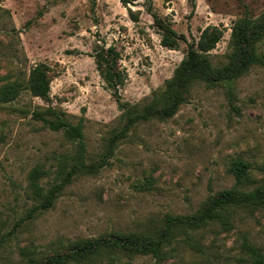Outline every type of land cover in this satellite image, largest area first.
<instances>
[{
    "label": "rangeland",
    "instance_id": "rangeland-1",
    "mask_svg": "<svg viewBox=\"0 0 264 264\" xmlns=\"http://www.w3.org/2000/svg\"><path fill=\"white\" fill-rule=\"evenodd\" d=\"M148 4L183 35L178 47L161 44ZM263 11L264 0H0V89L25 84L38 63L47 65L50 79L46 99L22 89L13 99L0 100V264H28L79 238L116 231L155 234L166 213H194L210 193L232 186L228 164L234 157L252 165L244 188L259 184L264 179L263 66L215 85L195 82L172 116L137 121L113 138L124 119L100 76L96 52L116 48L125 77L120 99L142 108L203 28L222 29L210 50L213 64L220 65L234 21ZM256 52L264 56V37ZM48 106L66 121H81L84 162L96 170L79 171L50 207L33 211L39 200L29 185L30 169L39 164L47 170L40 178L47 187L59 159L75 149L62 130L35 114ZM70 164L68 158L66 169ZM230 211L227 229L215 222L175 228L161 263L101 246L88 259L66 264H253L243 242L264 256V206Z\"/></svg>",
    "mask_w": 264,
    "mask_h": 264
},
{
    "label": "trees",
    "instance_id": "trees-1",
    "mask_svg": "<svg viewBox=\"0 0 264 264\" xmlns=\"http://www.w3.org/2000/svg\"><path fill=\"white\" fill-rule=\"evenodd\" d=\"M121 2L125 4L128 0ZM148 10L153 18V24L161 34V44L168 48L178 47L179 41L185 40L183 35L172 28L170 21L153 11L151 4H148ZM129 12L136 20V15L130 9ZM221 36L222 29L216 25H207L203 28L197 40L187 43L184 57L175 67L172 76L165 81L164 87L142 108L120 99L119 88L123 85L125 77L118 67L119 55L116 48L109 45L98 49L96 61L100 76L111 90L124 119L122 129L113 138L124 135L137 121L151 117L163 119L172 116L186 100L195 82L215 85L239 77L253 65L264 67V56L256 52V43L264 37V11L256 17L242 16L234 21L231 28V46L226 54V60L220 65H215L211 60L210 50L215 47ZM47 71L45 63L36 64L30 69L25 84L13 82L3 86L0 89V100L13 99L22 89H27L33 96L48 98L50 79ZM35 114L51 129L62 130L65 138L74 142L75 149L69 157L62 156L59 159L53 182L47 187L40 183V178L47 173V170L39 164L30 169L29 185L35 198L39 200L33 206V211L50 207L57 194L79 171L96 170L93 163L84 162L86 150L81 121L75 124L66 121L61 113L49 106L35 111ZM68 158L71 159V164L69 169H66ZM251 168V163L241 157L231 159L228 172L234 178L232 186L210 193L194 213H166L162 218L161 228L155 234L116 231L96 238H79L71 241L63 251L49 254L39 260L30 259L28 264H66L70 260L83 261L95 254L101 246L115 247L130 255H150L156 263H161L167 257L166 245L171 242L175 228H201L215 222L227 229L232 224V211H230L232 206H264V179L251 189L244 188V185L251 180ZM243 245L254 255L253 264H264V256L254 246L247 241H244Z\"/></svg>",
    "mask_w": 264,
    "mask_h": 264
}]
</instances>
